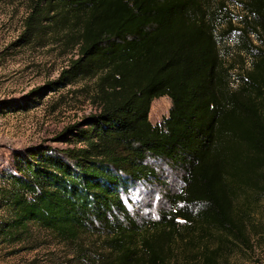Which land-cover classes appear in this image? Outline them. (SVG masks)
<instances>
[{"label": "trees", "instance_id": "trees-1", "mask_svg": "<svg viewBox=\"0 0 264 264\" xmlns=\"http://www.w3.org/2000/svg\"><path fill=\"white\" fill-rule=\"evenodd\" d=\"M236 4L238 25L226 0H35L27 29L72 46L61 78L93 80L98 110L66 129L74 145L16 153L0 187L3 240L38 227L81 254L95 236L92 264H171L179 244L196 246L187 264H220L249 244L264 198V0ZM234 32L249 66L233 75L219 42ZM162 96L168 116L152 124ZM151 156L183 169L182 207L143 228L121 193L156 176Z\"/></svg>", "mask_w": 264, "mask_h": 264}, {"label": "rangeland", "instance_id": "rangeland-1", "mask_svg": "<svg viewBox=\"0 0 264 264\" xmlns=\"http://www.w3.org/2000/svg\"><path fill=\"white\" fill-rule=\"evenodd\" d=\"M226 1L227 15L233 25H238L243 10L236 0ZM34 3L35 0H0V187L4 185L2 174L15 171L17 152L31 146L61 149L74 145L66 129L81 124L85 116L98 110L93 80L68 83L61 78L75 53L72 46L65 45L61 34L50 28L27 29L25 21ZM239 35L224 34L219 42L226 63L236 67L233 75L249 66L248 56L239 49ZM170 106L168 97L155 98L148 114L152 124H160ZM147 162L154 167L156 176L138 181L121 193L129 214L143 228L182 207L174 197L184 185V172L177 164L152 156ZM251 214L247 223L249 244L239 243L220 264H264V198L255 203ZM8 216L0 208V221H6ZM83 242L88 250L79 254L75 245L60 242L48 229L33 227L18 241L3 240L0 235V264H92L95 255L90 254V247L96 250L99 240L88 236ZM195 247L188 251L183 244L177 245L171 264H187Z\"/></svg>", "mask_w": 264, "mask_h": 264}]
</instances>
